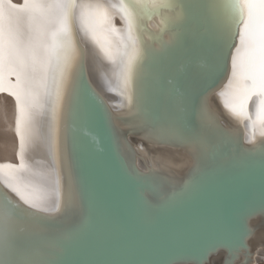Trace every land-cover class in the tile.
Returning <instances> with one entry per match:
<instances>
[{
  "label": "bare ground",
  "instance_id": "obj_1",
  "mask_svg": "<svg viewBox=\"0 0 264 264\" xmlns=\"http://www.w3.org/2000/svg\"><path fill=\"white\" fill-rule=\"evenodd\" d=\"M233 2L160 0V6L153 8L151 0H76L77 5L88 4L92 8L86 10L90 26L85 29L78 23L74 41L65 35L68 9L58 7L57 19L50 21L49 10L39 8L38 19L33 22L35 38L15 52L17 63H34L44 57L45 43L51 42L52 33L57 27L61 29V39L55 45L58 61H53L56 81L50 82L48 97L36 98L44 105V114L33 117L35 126L45 121V134L39 138L32 134L31 115L18 86L10 78L5 81V65L13 52L6 46L0 26V91L10 94H0V264H50L51 253L59 251L56 246L60 240L73 239L80 229L83 233H79L87 236L91 226L97 225L105 214L99 208L90 170L85 120L78 143L79 153L84 155L82 180L72 156V120L82 76L102 100L127 161L136 162L142 170L158 171L150 178L152 191H142L148 205L146 215L150 217L158 206L185 193L184 177L205 174L210 169H219L217 175L236 173L264 157L260 152H264L260 145L264 138V54L253 47L259 45L253 37V25L260 18H255L251 10L253 6L264 13V0H244L246 20L241 27L239 21L235 23L239 16L231 7ZM121 3L132 13L134 34L141 49L133 63L134 76L142 75L136 82V95L124 87L119 59H109L96 39V34L98 39L107 37L108 41L126 35L127 19L118 7ZM109 21L118 33L102 31ZM235 30L239 33L238 43ZM255 58L260 60L255 62ZM224 68L223 76L209 93H197L210 75ZM181 94H185L184 106L177 103ZM146 97L150 104L145 103ZM197 102L208 111L207 123L197 117ZM236 111L239 115H230ZM250 119L257 120L255 140L251 139ZM239 120L243 123L240 128ZM132 127L140 136L128 134ZM243 129L248 148L239 145ZM137 140L146 145L141 148L149 155L143 153ZM163 142L183 147L158 144ZM257 147L260 151L254 152ZM54 151L61 167L57 184L47 174L57 164ZM5 177L18 183L31 203L9 190L3 184ZM256 194L242 212L249 228L247 234L244 230L248 246L232 248L230 253L218 246L201 264H264V197ZM37 204L45 205L47 210ZM29 207L44 212L60 210L61 215L52 220L53 217L45 218ZM75 261V254L68 252L64 264ZM176 264L199 263L188 259Z\"/></svg>",
  "mask_w": 264,
  "mask_h": 264
},
{
  "label": "water",
  "instance_id": "obj_2",
  "mask_svg": "<svg viewBox=\"0 0 264 264\" xmlns=\"http://www.w3.org/2000/svg\"><path fill=\"white\" fill-rule=\"evenodd\" d=\"M251 10L255 18H260L253 25V37L259 45L262 44L253 47L264 54V13L260 14L253 6ZM238 21L240 22L239 18L235 23ZM237 33L235 30L234 38ZM254 60L258 62L260 58ZM224 70L225 68L219 69L210 75L197 93H209L223 76ZM9 78L15 82L14 77L10 75ZM80 83L72 120V156L82 180L84 174L81 163L84 155L79 153L78 143L82 120H85L84 140L87 141L90 153V170L99 208L105 214L97 225L91 226L87 236L84 237L83 230L80 229L82 233L79 230L73 239L70 237L60 240L56 246L59 251L51 253L50 264H64L68 252L75 254V264H176L187 262L188 259L201 264L218 246L227 248L229 253L232 248L248 246L244 230L247 234L249 228L247 221L242 218V212L247 202L255 200L256 197L253 196L257 192L264 197V157L252 161L245 169L236 173L217 175L219 169H210L205 174L193 173L184 177L182 190L185 193L179 199H172L158 206L150 217L146 215L148 205L142 191H152L150 178L153 173L158 172L157 169L142 170L136 162L127 161L117 144V136L110 125L102 100L86 77L82 76ZM3 93L7 92L0 91V94ZM230 115H239V112ZM155 121L151 120L152 123ZM242 124L239 120L237 126L240 128ZM222 128L226 132L230 130L224 126ZM130 130L133 131L128 129V134L140 136L138 132H134L133 127ZM137 142L140 143L141 150V147L145 148L143 142ZM158 144L183 147L168 142ZM239 145L248 148L242 139ZM85 146L86 143L84 150ZM129 146L133 156H136L134 145ZM260 149L257 147L254 152H259ZM162 206L166 207L162 209ZM36 211L43 213L45 218L53 217L52 220L61 215L60 210Z\"/></svg>",
  "mask_w": 264,
  "mask_h": 264
},
{
  "label": "snow or ice",
  "instance_id": "obj_3",
  "mask_svg": "<svg viewBox=\"0 0 264 264\" xmlns=\"http://www.w3.org/2000/svg\"><path fill=\"white\" fill-rule=\"evenodd\" d=\"M151 6L153 8L160 6V0H151ZM45 8L49 10L50 21H55L58 16L57 9L66 8L68 9L66 20V32L65 35H70L74 41V30L76 25L79 23L86 28L90 26L88 20V9L92 8L91 5L81 4L77 5L76 0H22V2L17 3L14 0H0V26L3 29V35L6 46H10L13 56L5 65L4 77L7 82L9 75L15 78V84L18 86L25 107L31 115L32 119V134L34 137L39 138L45 134L42 129V125L45 122L41 121L39 126L33 124L34 114L43 115L44 105L42 103L36 102L38 97H48L50 82L56 81L57 68L53 65V61L57 60L56 53V43L61 39L59 27L52 33L51 42L45 43V55L42 59H38L34 63H17L15 59V52L17 50L23 49L32 39L35 38V33L33 30V22L38 19V9ZM80 8L79 15L77 14V8ZM120 10L124 13L127 19V33L125 36H118L112 41H108L107 37L105 39H98L96 34L97 43L107 54L108 58L116 61L119 59L122 64V69L120 75L123 78L124 87L136 95V82L138 78L142 75L133 74V63L138 55H140L141 49L136 36L134 34V25L132 19V13L130 12L128 6L121 3L119 6ZM233 11L239 16L240 26H243V22L246 20V5L244 0H234L231 5ZM185 12V10H184ZM107 19V17H105ZM186 19V13H185ZM102 31L110 33H118V30L111 25V21L108 22V27L103 28ZM211 35V34H210ZM237 34V43H238ZM107 41V42H106ZM235 45H233L234 47ZM77 50V45L75 43ZM143 54L146 57L145 51L143 49ZM13 80V79H12ZM171 84L172 81L169 80ZM66 85V80L64 82L63 90ZM25 89L27 90V96L25 98ZM61 90L58 88V93ZM150 99L145 98V103L150 104ZM177 103L184 106L186 103L185 94H181L178 97ZM182 110H186L182 107ZM197 117L200 121L208 122V111L205 106L197 102ZM251 121V139L256 138V127L257 120L250 119ZM247 125L245 126V128ZM242 140L244 136V129L241 130ZM261 136H264V130L261 131ZM260 145L264 146V139L260 141ZM57 149L59 150L58 141ZM54 155L57 160V164L53 166V170L49 171L47 174L55 178V184H57L61 179V167L59 158L57 157V151H54ZM3 184L12 192H15L21 199L27 200L29 203L28 196L21 190L18 183L9 180L7 177L4 178ZM36 207H45V205L37 204Z\"/></svg>",
  "mask_w": 264,
  "mask_h": 264
}]
</instances>
